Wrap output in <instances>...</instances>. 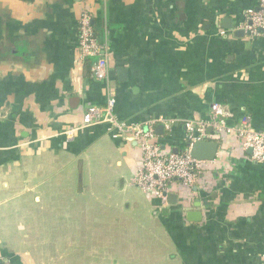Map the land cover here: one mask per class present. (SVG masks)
I'll return each mask as SVG.
<instances>
[{
    "label": "crops",
    "instance_id": "1",
    "mask_svg": "<svg viewBox=\"0 0 264 264\" xmlns=\"http://www.w3.org/2000/svg\"><path fill=\"white\" fill-rule=\"evenodd\" d=\"M257 5L258 0H0V264H99L94 259L109 257L111 247L127 251L125 240L88 235L86 211H108L120 200L131 207L126 194L135 185L142 150L134 141L114 138L106 124L64 133L80 124L89 105L105 104L108 88L115 92L120 120L171 123L155 125L166 152L185 147L184 120L208 119L213 103L228 111L230 125L248 116L264 131V35L240 32ZM85 9L97 36L110 46L109 83L93 78V58L78 57ZM93 162L96 172L89 180L98 181L77 190L63 182L76 163L84 172L85 163L91 168ZM173 193L177 201L167 206L144 193L155 228L144 227V237H136L146 243L143 252L160 264L261 263L264 162L252 160L235 136L222 138L206 177L190 188L176 185ZM76 210L83 216L76 224L83 225L80 236L63 234L62 227L77 219ZM189 211L201 212V218L189 217Z\"/></svg>",
    "mask_w": 264,
    "mask_h": 264
},
{
    "label": "built area",
    "instance_id": "2",
    "mask_svg": "<svg viewBox=\"0 0 264 264\" xmlns=\"http://www.w3.org/2000/svg\"><path fill=\"white\" fill-rule=\"evenodd\" d=\"M240 28L251 38L264 35V0H258L257 7L248 11ZM110 52L109 44L100 40L95 32L91 11L83 10L79 18L78 57L81 62L93 58L92 76L105 83L111 80ZM115 105V92L108 88L105 104L89 105L80 124L64 133L70 136L81 128L106 124L114 138L136 142L142 150V160L134 171L133 183L145 194L158 199L162 206L169 204L168 194L173 193L176 185L190 188L215 166L216 158L201 160L191 154L196 142L214 140L220 143L223 137L228 139L233 135L243 150H251L252 160L264 162V131L255 129L248 116H243L239 125H230L227 121L229 113L220 103L211 105L208 119L184 120L186 145L177 152H166L157 140L155 125L161 122L170 128V122L163 118L149 121L147 125L126 122L115 114ZM260 264H264V254Z\"/></svg>",
    "mask_w": 264,
    "mask_h": 264
},
{
    "label": "rangeland",
    "instance_id": "3",
    "mask_svg": "<svg viewBox=\"0 0 264 264\" xmlns=\"http://www.w3.org/2000/svg\"><path fill=\"white\" fill-rule=\"evenodd\" d=\"M75 166L71 168V172L67 171L63 174V182L72 189L77 190L84 185H90V182L98 181V179L95 180L94 178L91 181L89 180L91 174L92 177H94L93 175L96 172L91 170L96 166V162H93L91 168H88L87 163H85L84 172L80 170V165L78 163H76ZM126 196L130 199L128 201H131V207H129L123 200H120V205H114V208L110 207L108 211L96 207L90 210L86 209L89 223L87 230L88 235L103 240L109 238H113V240H125V245L127 247V251H124L123 249L121 251L119 249L120 254L118 253L117 246L115 248L111 247L108 253L109 257L104 253L102 259H100V257L97 260L94 259V261L99 264H107L108 262H110V264H115V262L118 264H160L153 259V256L146 254L149 253V251L143 252L142 249H140L141 247L146 246V243L140 240L136 241V237H144V227L146 231L150 228H155L153 223L155 220L154 210L152 208L149 210L151 206H149L148 199L135 185L127 190ZM88 198L91 201L95 199L94 197ZM74 212L77 214V219L70 222L72 227H62V233L80 236L83 225L82 227L77 228L76 224L80 225L82 223L83 216L80 210ZM64 213L67 212L63 211V214ZM47 235L52 236V232H50L49 228H47L46 231V236ZM129 252L131 255H129ZM107 258H109V261Z\"/></svg>",
    "mask_w": 264,
    "mask_h": 264
},
{
    "label": "water",
    "instance_id": "4",
    "mask_svg": "<svg viewBox=\"0 0 264 264\" xmlns=\"http://www.w3.org/2000/svg\"><path fill=\"white\" fill-rule=\"evenodd\" d=\"M240 32L245 33L244 30H240ZM158 132L163 131V126L160 125L158 127ZM219 149V143L217 141H199L196 142L192 148H191V154L201 160H213L217 157ZM175 152L179 151L177 149H174ZM251 152V150H249ZM168 201L169 203H175L177 201V194L174 193H169L168 194ZM195 215H200L201 218V212H196V211H189L188 216H195ZM193 220H196V218H192Z\"/></svg>",
    "mask_w": 264,
    "mask_h": 264
},
{
    "label": "trees",
    "instance_id": "5",
    "mask_svg": "<svg viewBox=\"0 0 264 264\" xmlns=\"http://www.w3.org/2000/svg\"><path fill=\"white\" fill-rule=\"evenodd\" d=\"M221 142V141H220Z\"/></svg>",
    "mask_w": 264,
    "mask_h": 264
}]
</instances>
